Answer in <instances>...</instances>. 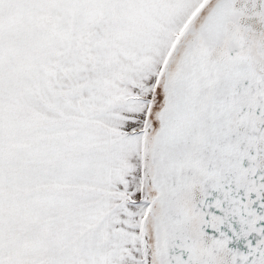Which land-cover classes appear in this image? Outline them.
<instances>
[{
	"label": "snow or ice",
	"instance_id": "6c2138e0",
	"mask_svg": "<svg viewBox=\"0 0 264 264\" xmlns=\"http://www.w3.org/2000/svg\"><path fill=\"white\" fill-rule=\"evenodd\" d=\"M0 264H264V0H0Z\"/></svg>",
	"mask_w": 264,
	"mask_h": 264
}]
</instances>
